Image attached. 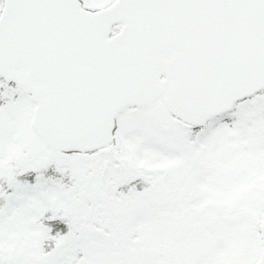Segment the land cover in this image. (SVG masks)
<instances>
[{
	"label": "snow or ice",
	"instance_id": "snow-or-ice-1",
	"mask_svg": "<svg viewBox=\"0 0 264 264\" xmlns=\"http://www.w3.org/2000/svg\"><path fill=\"white\" fill-rule=\"evenodd\" d=\"M0 264H264V0H0Z\"/></svg>",
	"mask_w": 264,
	"mask_h": 264
}]
</instances>
